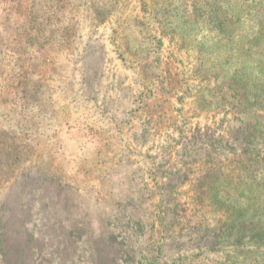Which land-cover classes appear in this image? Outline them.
<instances>
[{"label": "rangeland", "instance_id": "1", "mask_svg": "<svg viewBox=\"0 0 264 264\" xmlns=\"http://www.w3.org/2000/svg\"><path fill=\"white\" fill-rule=\"evenodd\" d=\"M0 264H264V0H0Z\"/></svg>", "mask_w": 264, "mask_h": 264}]
</instances>
